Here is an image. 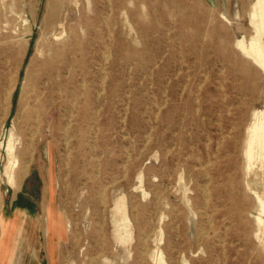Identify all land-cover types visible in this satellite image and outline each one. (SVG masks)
<instances>
[{"label":"rangeland","instance_id":"obj_1","mask_svg":"<svg viewBox=\"0 0 264 264\" xmlns=\"http://www.w3.org/2000/svg\"><path fill=\"white\" fill-rule=\"evenodd\" d=\"M79 1L83 52L48 18L79 16L72 1L0 0V219L23 218L25 236L3 264H264V172L248 174L244 156L264 72L236 47L253 33L254 0ZM47 58L60 68L52 90L46 78L35 87ZM36 93L49 95L39 111ZM13 126L17 190L5 175ZM123 196L131 237L120 241ZM44 207L72 222L53 258Z\"/></svg>","mask_w":264,"mask_h":264},{"label":"bare ground","instance_id":"obj_2","mask_svg":"<svg viewBox=\"0 0 264 264\" xmlns=\"http://www.w3.org/2000/svg\"><path fill=\"white\" fill-rule=\"evenodd\" d=\"M71 1L73 3V7H75V9L77 10V13H79V16H76V18H75V16H66L63 21H61V18H59V16H57V17L56 16H48V18L50 19V24H52L51 25L52 28L55 25H57L58 28H60V31L55 32L53 35L54 37H56V40H62L63 39V43L74 44V46L79 47L80 52H83V50L81 49V46L83 45V43L85 41L84 36H81L80 33H76V30L82 29L83 27L87 26L90 18H89V16H82V15L86 14V9H85V7L82 6V3L79 0H67V2H69V3ZM52 3H54V0H51V2H49V9H51ZM55 4H56V2H55ZM67 9L70 10V5H69V7H67ZM109 10H111V9L109 8ZM70 18H73V20H77V23L75 25L71 24ZM222 18L229 21L226 16H222ZM105 19H106V17H105ZM250 25H251L252 30H253L252 35L249 38H247L245 35L242 36L240 39H238L236 41V47L246 58L250 59L259 69H261L264 72V0H254V2L252 4V10L250 12ZM65 35L67 36L66 39H64ZM72 35H75L74 39L72 38ZM72 41H73V43H72ZM141 55H142L141 52H137V56H141ZM104 56H105V54H104ZM116 60H118V58L114 57L113 63ZM138 60L142 61L143 59H142V57H139ZM56 63H57V60H55L54 58H51V59L47 58L43 62V64H41L40 74L36 78L35 87H37V84L39 86H42L43 80H44V78H46L47 79L46 86L48 85L50 90L54 89L55 82L53 81L52 77L54 76V73L60 69L59 68L57 70L55 68ZM106 76L107 75H105V77ZM101 83H104V82H101ZM101 86H103V85H101ZM39 88H41V87H39ZM102 90H104V89H102ZM38 94L39 93H36V95H37L36 96V103L38 105L37 110L39 111L40 109L47 107L48 102H49L48 101L49 95H46L45 93H41L40 95H38ZM122 121H124V120H122ZM247 134L248 135H247V139H246V143H245L246 145H245V150H244V156H245L246 163H247V173L250 174L253 172L254 175L256 177H258L261 174L260 172H264V111H255L254 112L253 122L251 123V125L248 128ZM17 146H18V142H17V140H15V127L13 126V128L11 129V132H10L9 141L6 145V154L8 157V162L6 163V166H5V175L8 178V183H9L10 187L14 190H17L20 188V182L25 175V172H23L20 168L18 169V166L20 165V155L18 154V151H17L18 147ZM128 156H129V154H128ZM51 157H52L51 160L53 162V156L51 155ZM97 169H98V167H97ZM123 170H125V169H123ZM124 176L125 175H123V177ZM206 178H207V175H206ZM51 182H52L51 184H53V176L52 175H51ZM140 183L141 184L143 183L142 176L140 177ZM140 187L142 188V185ZM248 187H250L249 183H248ZM101 191H103V190H101ZM202 193L204 194L203 190H202ZM255 194L257 196L258 202H259L260 207H261L259 215L257 216V224H258V227L261 231L264 229V196H260L257 193H255ZM204 195L206 196L207 193H205ZM205 204H207V201ZM44 210L46 213V214H44V216H45L44 220L46 221V223H45V221H44V224L39 223V225H40L39 227L41 228V226H42V228L46 232V250L49 253V255L53 258V255H55V253H56L55 244L57 243V241H60V239L64 240L67 237V228L69 230V228L72 227V222L71 221L67 222V228H66L64 222L63 221L60 222L57 219L56 214H52L53 210H51V208L49 209V207L48 208L44 207ZM112 211H113L112 212L113 218H114L115 223L117 225V234H118L119 240L125 241L126 239H130L131 230H129V228H130L131 222H130V220L128 218V214H127V205H126V197L125 196L119 198L117 201H114ZM22 219L19 221V223H18V218H17V220H13V221L9 222L10 224L7 228L5 227L4 220L0 219V228L4 232L3 235L5 237L4 240H2L0 243V264L4 263L7 256H13L14 257L16 254H18L19 251H21L20 248L22 245H20L19 241H21V242L25 241V239H24L25 236H23L24 226H23V222H21ZM25 222H27V221H25ZM16 228H17L18 233L16 235L15 247H13L11 249V244H10L11 243V237H12L13 232ZM4 229H6V230H4ZM3 232H1V233H3ZM1 233H0V235H1ZM34 237H33V235L30 236V238H31L30 240L31 241L33 240V242L28 241L29 242L28 249H30L29 251L31 253V257H33V255H36L35 253L38 252L33 247V245H35V243H36V241H35L36 238L34 240ZM20 238H21V240H20ZM221 247H222V245H221ZM11 252H12V254H11ZM21 257H22V255H21ZM10 259L12 260V258H10ZM157 261H158V264H165L163 254L160 255V258H158Z\"/></svg>","mask_w":264,"mask_h":264}]
</instances>
